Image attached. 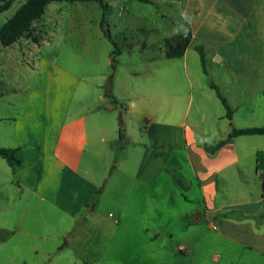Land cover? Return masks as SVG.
I'll use <instances>...</instances> for the list:
<instances>
[{
	"label": "rangeland",
	"instance_id": "374dc122",
	"mask_svg": "<svg viewBox=\"0 0 264 264\" xmlns=\"http://www.w3.org/2000/svg\"><path fill=\"white\" fill-rule=\"evenodd\" d=\"M25 1L14 0L0 13V26ZM105 1L109 6L107 26L112 40L120 48V54L114 55L113 65L110 55L113 47L102 35L98 24L101 9L93 1L51 2L44 15L14 44L8 47L0 44V63L5 62V67L0 70V145L9 141L11 110L20 108L27 96L39 87V68L35 67L38 63L49 76L53 71L58 84L70 85L80 79L84 88L86 86L87 102L97 101L96 93L110 101L104 91L112 77V93L122 102L116 104L117 114L121 112L123 122L128 120L130 131L136 133L139 129L141 138L146 141L147 134L142 135V130L147 121L140 114L137 95L151 97L153 110L167 102L173 107V100H176V107H173L177 108L176 121L188 125L200 142L214 144L232 127L264 126V76L256 73L261 69L264 75L263 62L258 64L257 61L254 69L217 67L209 57L206 74H203L198 54L192 48L195 41L184 58L168 60L164 55L163 40L185 29L175 27L183 22L178 7L173 5L171 17L164 5L157 11L152 5L134 0ZM211 83L227 100L232 111L231 120L225 117V110L211 89ZM189 94L193 100L187 108ZM130 102L135 104L132 113L126 112ZM147 106L146 111L153 108L152 104ZM252 113L254 118H251ZM251 138L258 139V147L264 145V136ZM173 157L162 158L163 176L152 187L130 179L118 183L112 181L113 189L104 194L100 206L91 216L106 221L105 225L93 239L94 228L87 222L79 239L73 243L74 227L69 218L52 212L34 199H20L16 188L0 173V264H190L191 261L179 253L171 254L170 244L165 240L162 241V256H152L156 244L134 231L135 217L130 209L132 205L144 204L162 209L161 212L145 213L151 215L150 220L155 224L167 225V231L173 232L186 223L178 218L174 222L173 214L191 212L196 207V202L184 199L196 200V181L183 158L182 149ZM128 162L125 170L133 171L134 160ZM123 205L128 208L124 219L118 225H112L113 218L108 217V213H114ZM205 257L199 261L217 264L211 259V253ZM248 262L242 260L238 264Z\"/></svg>",
	"mask_w": 264,
	"mask_h": 264
},
{
	"label": "crops",
	"instance_id": "0c3cea01",
	"mask_svg": "<svg viewBox=\"0 0 264 264\" xmlns=\"http://www.w3.org/2000/svg\"><path fill=\"white\" fill-rule=\"evenodd\" d=\"M134 1L152 5L157 11L164 5L171 17L173 5L179 8V17L184 22L180 24L185 25L175 27L185 29L175 35H190L180 58L185 57L195 41L192 48L197 53L195 47H201L206 68L209 57L217 67L254 69L257 61L264 63V0ZM158 15L162 18L161 13ZM0 64L2 70L5 62ZM35 67L39 68V87L27 96L20 108L11 110L9 141L0 145L13 149L19 162L11 167L0 158V173L16 188L20 199H34L52 212L69 218L74 227L72 243L79 239L87 222L94 228L91 234L94 239L106 221L91 216L104 194L113 189L111 182L130 179L152 187L163 176L162 158H175L174 154L182 149L198 194L195 201L184 198L196 202V207L191 212L174 213L173 220L186 222L184 216L199 213L204 222L184 223L171 232L167 231V225L155 224L150 220L151 215L145 213L162 209L150 204L130 206L135 217L134 231L156 244L151 255L162 256L165 240L170 244L171 254L179 253L190 264H203L199 258H206L208 252L217 264H238L242 260L264 264V145L258 147V139L251 138L264 135L232 137L210 154L204 150V145L209 143L197 141L188 125L176 121L177 108H173L176 100L173 107L167 102L153 110L151 97L137 95L140 114L147 121L142 130V135L147 134V141L141 138L139 129L132 133L125 119L128 142L115 150L117 105L102 99L98 93L95 94L97 101L87 102L86 86L80 79L70 85L58 84L52 69L49 76L39 63ZM256 73L264 76L261 69ZM142 99L146 100L142 102ZM192 100L189 94L187 108ZM148 104L153 108L146 111ZM134 107L130 102L126 112H134ZM254 116L252 113L251 118ZM129 160L136 164L133 171L125 170ZM126 210L127 206L123 205L114 213L109 212L108 217L113 218L111 224L118 225Z\"/></svg>",
	"mask_w": 264,
	"mask_h": 264
},
{
	"label": "trees",
	"instance_id": "16d2710c",
	"mask_svg": "<svg viewBox=\"0 0 264 264\" xmlns=\"http://www.w3.org/2000/svg\"><path fill=\"white\" fill-rule=\"evenodd\" d=\"M61 0H26L16 12L10 17L6 22L0 26V44L3 47H8L14 44L20 37H22L31 27V24L40 19L44 13L47 5L51 2H60ZM73 2H86L93 1L96 2L100 9L101 15L99 19V28L102 32V35L111 43L112 51L110 53L112 58V65L115 62L114 55L120 54V48L117 43H115L110 35L106 16L108 12V4L105 0H70ZM145 2V0H139ZM14 2V0H0V13L6 11ZM190 42L189 34H178L164 39L163 47L165 57L167 59H177L183 56L185 49L187 48ZM200 61V67L203 74H206L205 67V56L201 47H195ZM211 89L215 92L218 99L221 101V104L225 110V117L228 120H231L232 111L227 103V100L220 94L217 86L215 84H210ZM104 94L111 103L114 105L117 104L112 93V77L109 78ZM121 108V107H120ZM241 135H264V127H246V128H236L232 127L231 131L225 139L217 141L215 144H205L204 150L207 153L213 154L220 147L226 144L230 138L237 137ZM117 142L115 145V150L120 149L124 144L128 142V138L125 135L124 131V122L122 119V113L118 111L117 114ZM0 158L5 160L9 166L17 165L19 162L14 155V150L10 148L0 147ZM189 225H196L204 222L202 214L194 213L191 215H186L183 217Z\"/></svg>",
	"mask_w": 264,
	"mask_h": 264
}]
</instances>
